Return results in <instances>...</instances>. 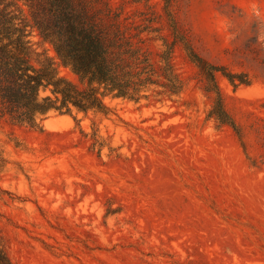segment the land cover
Here are the masks:
<instances>
[{
    "label": "rangeland",
    "instance_id": "1",
    "mask_svg": "<svg viewBox=\"0 0 264 264\" xmlns=\"http://www.w3.org/2000/svg\"><path fill=\"white\" fill-rule=\"evenodd\" d=\"M96 5L129 33L148 26L153 60L172 46L183 90L40 126L0 117L1 249L12 264H264V0H171L200 55L248 74L236 89L216 74L237 129L212 114L165 0Z\"/></svg>",
    "mask_w": 264,
    "mask_h": 264
},
{
    "label": "trees",
    "instance_id": "2",
    "mask_svg": "<svg viewBox=\"0 0 264 264\" xmlns=\"http://www.w3.org/2000/svg\"><path fill=\"white\" fill-rule=\"evenodd\" d=\"M96 1L0 0V117L40 126L52 113L108 115L109 100L140 102L153 93L182 92L172 46L153 60L140 44L148 26L129 33L116 24L118 14L115 22L107 23L111 16ZM165 11L173 43L183 46L208 80L207 90L216 93L212 114L237 129L224 107L216 74L221 71L235 89L250 84L248 74L230 72L200 55L178 25L171 0H165ZM35 31L39 43L30 39ZM0 264H12L1 247Z\"/></svg>",
    "mask_w": 264,
    "mask_h": 264
}]
</instances>
